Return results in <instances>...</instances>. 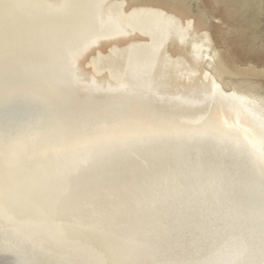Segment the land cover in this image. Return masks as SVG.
<instances>
[{"label":"bare ground","instance_id":"1","mask_svg":"<svg viewBox=\"0 0 264 264\" xmlns=\"http://www.w3.org/2000/svg\"><path fill=\"white\" fill-rule=\"evenodd\" d=\"M8 3L0 8V149L28 134L46 103H56L41 74L62 72L69 58L80 87L99 97L101 113L88 116L89 124L141 118L126 85L147 68L168 119L192 138L169 131L134 150L99 144L70 151L72 178L102 230L74 246L42 241L30 198H0V264H264L263 71L227 65L202 1ZM211 4L238 36L261 9L252 0ZM234 57L249 62L259 49L243 44ZM5 182L0 163V187ZM61 184L57 178L54 191ZM63 230L83 231L71 216Z\"/></svg>","mask_w":264,"mask_h":264},{"label":"snow or ice","instance_id":"2","mask_svg":"<svg viewBox=\"0 0 264 264\" xmlns=\"http://www.w3.org/2000/svg\"><path fill=\"white\" fill-rule=\"evenodd\" d=\"M9 7L8 0H0V8ZM142 34L147 35L148 32ZM147 71L146 68L143 77L133 76L126 85L127 95L135 100L134 106L143 116L114 122L111 126L89 124L88 116L101 113L95 103L99 97L92 89L83 90L80 87L81 81L72 69L70 58L62 72H42L43 89L49 96L55 97L56 103H46L29 133L0 149V163L6 176L5 184L0 187V198L11 199L17 195L30 198L32 207L39 208L34 215L42 241L54 240L61 245L74 246L87 234L103 227L82 186L72 178L76 161L68 162L70 151L76 156L85 148L91 150L99 144L134 150L169 131L192 138L191 132L178 128L168 119L171 110L166 106L167 100L158 94L159 88L147 83ZM18 173L23 175V180L14 182ZM57 178H62V184L54 191ZM69 216L82 227L80 234L65 233L63 230ZM54 224L55 229L50 227ZM199 264L223 262L203 260Z\"/></svg>","mask_w":264,"mask_h":264},{"label":"rangeland","instance_id":"3","mask_svg":"<svg viewBox=\"0 0 264 264\" xmlns=\"http://www.w3.org/2000/svg\"><path fill=\"white\" fill-rule=\"evenodd\" d=\"M201 1L206 6L207 12L211 17L210 23L214 43L222 51L223 59L227 65L232 69L235 68V61L242 69L248 65H255L258 71H263V76L260 78V81L264 84V0H252L253 2H259L261 9L254 16L255 24H244L242 26L243 34L240 36L236 35L234 28L224 20L222 9L211 4L212 0ZM193 4L194 10L197 11L196 3ZM226 31L230 36L229 44H224L220 37L221 33ZM243 44H256L259 49V58L252 59L249 62H238L234 57V51Z\"/></svg>","mask_w":264,"mask_h":264}]
</instances>
